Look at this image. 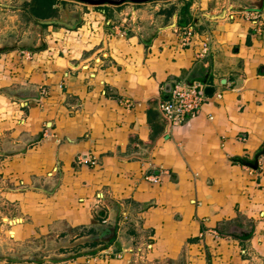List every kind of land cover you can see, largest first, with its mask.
I'll return each instance as SVG.
<instances>
[{
	"label": "crops",
	"instance_id": "1",
	"mask_svg": "<svg viewBox=\"0 0 264 264\" xmlns=\"http://www.w3.org/2000/svg\"><path fill=\"white\" fill-rule=\"evenodd\" d=\"M239 1L87 6L57 42L0 47V239L70 243L0 264H264V0ZM177 82L213 91L170 126Z\"/></svg>",
	"mask_w": 264,
	"mask_h": 264
},
{
	"label": "rangeland",
	"instance_id": "2",
	"mask_svg": "<svg viewBox=\"0 0 264 264\" xmlns=\"http://www.w3.org/2000/svg\"><path fill=\"white\" fill-rule=\"evenodd\" d=\"M191 1L192 0H151L141 3H132L127 1V3H124L123 5L119 4L118 6L120 8L127 5H133L135 7L143 9L146 3L153 7L154 5L158 6L173 2L172 5L169 4L165 8H168V6H174V8H179L181 2H183V4L188 2V5H190ZM215 1L216 0H209V4L212 6ZM228 1L230 2V0H226V2ZM231 1L236 2L239 0ZM4 2H7V0H4ZM30 3L27 4V7H25V10H23V12L19 11L13 13V16L16 15V18L12 21L13 32H6V36H3V34L0 33V39L4 37L2 39L3 41L0 40V47L7 49L27 48L31 46V44H33L35 39L38 37H40L41 40L40 44H42V39L46 37L51 38L53 36L56 38L55 41L57 42L58 37L53 34L56 33V31H58L60 28H67L64 24H46L51 27L42 26V24L36 21V19L40 20L41 18H37L36 16L32 15L30 11ZM9 4H12L14 6L19 5L18 3H16L15 0H9ZM87 6L93 8L95 7V9H101L106 5L93 6L77 0H55V3L52 7L54 11V17L47 18V20L55 19L68 24H76V22L78 21L79 14L83 10H85ZM200 10L201 9L197 8V11ZM146 11H154V9L148 8ZM6 18L7 15L2 14V11L0 10V24H2V21H5ZM54 240L55 238L53 237H43L40 239H32L27 242L21 243L11 240V238L7 239V241H4V239H0V257L12 256L14 259L17 260L32 261L34 259H40L43 255L53 254V252L56 253L59 251L60 248L67 247L68 245H70L69 242L63 243L59 242V240Z\"/></svg>",
	"mask_w": 264,
	"mask_h": 264
},
{
	"label": "built area",
	"instance_id": "3",
	"mask_svg": "<svg viewBox=\"0 0 264 264\" xmlns=\"http://www.w3.org/2000/svg\"><path fill=\"white\" fill-rule=\"evenodd\" d=\"M175 32L180 34L183 45H199L198 54L204 55L209 51L210 40L207 34H197L192 25L178 26ZM206 98L204 86L198 82H177L173 85L167 98L159 102V110L170 126L182 124L188 115L198 113ZM82 164H91L89 157L79 159ZM149 180L156 182V175L150 176Z\"/></svg>",
	"mask_w": 264,
	"mask_h": 264
},
{
	"label": "trees",
	"instance_id": "4",
	"mask_svg": "<svg viewBox=\"0 0 264 264\" xmlns=\"http://www.w3.org/2000/svg\"><path fill=\"white\" fill-rule=\"evenodd\" d=\"M32 2V3H30ZM28 3H30V11L32 15L36 16L37 18L41 19H47L50 17H54V11H53V5L55 3V0H30ZM126 2H123L120 5H123ZM42 26H48L46 24H42ZM115 240V236L111 237L109 240H100V241H94L92 242V246H96L98 243H101L103 245H108L112 243Z\"/></svg>",
	"mask_w": 264,
	"mask_h": 264
},
{
	"label": "water",
	"instance_id": "5",
	"mask_svg": "<svg viewBox=\"0 0 264 264\" xmlns=\"http://www.w3.org/2000/svg\"><path fill=\"white\" fill-rule=\"evenodd\" d=\"M83 3H87L89 5H103V4H109V5H119L123 2H132V3H141V2H146V1H151V0H77ZM40 24H64L66 27L72 28V24L64 23L59 20H47V19H40L37 20ZM213 89L211 87L205 88L206 94L212 93Z\"/></svg>",
	"mask_w": 264,
	"mask_h": 264
},
{
	"label": "flooded vegetation",
	"instance_id": "6",
	"mask_svg": "<svg viewBox=\"0 0 264 264\" xmlns=\"http://www.w3.org/2000/svg\"><path fill=\"white\" fill-rule=\"evenodd\" d=\"M103 5H109V4H103ZM115 6H117V5H115Z\"/></svg>",
	"mask_w": 264,
	"mask_h": 264
}]
</instances>
